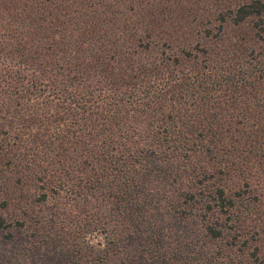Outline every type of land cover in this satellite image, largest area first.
I'll list each match as a JSON object with an SVG mask.
<instances>
[{"label":"trees","instance_id":"obj_1","mask_svg":"<svg viewBox=\"0 0 264 264\" xmlns=\"http://www.w3.org/2000/svg\"><path fill=\"white\" fill-rule=\"evenodd\" d=\"M0 264H264V0H0Z\"/></svg>","mask_w":264,"mask_h":264},{"label":"rangeland","instance_id":"obj_2","mask_svg":"<svg viewBox=\"0 0 264 264\" xmlns=\"http://www.w3.org/2000/svg\"><path fill=\"white\" fill-rule=\"evenodd\" d=\"M168 4H169V3H166V2L163 3V5L166 6V7H167V6L169 7ZM144 6H146V5H144ZM147 6H148V5H147ZM150 7H151V6H150ZM260 95H261V97L263 96L262 93H260ZM251 107H253V108L256 109L257 105L254 104V103H252ZM256 111H257L259 114L261 113L260 109H257ZM250 124H251V122L248 123V125H250ZM248 125L245 123V126H244L243 128H248ZM239 127L242 128L241 126H239ZM241 139H242V138H241ZM246 142H247V141H246L245 139H242V141H240L239 143L236 144V145H237L236 148H240V150H241V146H242V144H244V143H246Z\"/></svg>","mask_w":264,"mask_h":264}]
</instances>
